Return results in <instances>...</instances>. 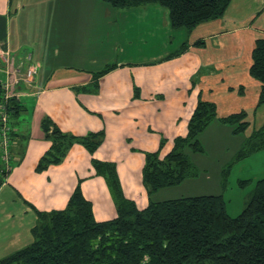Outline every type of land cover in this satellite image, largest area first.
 I'll use <instances>...</instances> for the list:
<instances>
[{
    "label": "crops",
    "instance_id": "obj_1",
    "mask_svg": "<svg viewBox=\"0 0 264 264\" xmlns=\"http://www.w3.org/2000/svg\"><path fill=\"white\" fill-rule=\"evenodd\" d=\"M68 1L72 3L66 10L78 12L81 0ZM91 1L101 6L100 1ZM11 7H15L17 13L19 8L23 9V1L2 0L0 48L8 53L12 69L24 73L33 66L38 71L34 81L27 85L29 93H23V84L15 100L20 107L15 117L32 118V107L25 105V99H36L34 128L11 118L15 165H11L10 171L3 176L4 183L0 180V260L31 245L33 229L38 223L37 211L45 212V209L54 208V203L68 202L76 187V177L69 174L68 182L57 189L55 198L49 194L50 207L35 195L36 188H41L43 181H47L37 170L45 145L35 152L29 151V147L33 140L35 145L43 142V119H52L71 135L103 129L106 133L118 134L121 139L133 140L146 137L151 129L165 125V117L172 118L176 125V119L181 118L183 112L194 111L200 100L215 103L220 118L246 111L249 122L260 107L262 84L252 78L250 68L255 42L264 39V0H232L223 17L204 22L192 30L173 28L169 11L163 7L149 4L130 8L104 7L111 16L106 22L108 45L116 56L111 58L115 60L108 72L98 79L95 75L101 71L76 72L66 65L49 67L39 63H44V57L36 58L26 43L17 40L16 27L11 22L22 13L13 16ZM132 17L134 21H131ZM81 25L80 21L77 25L65 26L72 37H85ZM99 25L92 23V28H87V35L96 37ZM132 29L135 32L131 36ZM107 35L104 33L101 37ZM61 36L62 40H68L67 33ZM201 41L204 44L200 45ZM0 73L5 75L1 64ZM81 94L89 99H79ZM101 94L109 95L103 109L114 113L105 128L102 123L95 122L98 117L91 113L101 108V100L105 101L99 99ZM80 100L93 108L84 106ZM149 111L154 113L149 115ZM150 117L154 119V125L150 123ZM32 131L35 139L27 141ZM183 132L184 128L174 129L172 137L182 136ZM102 141L115 151L112 138L104 136ZM72 149L75 154L83 152L80 145ZM100 153H103L101 149ZM50 181L48 183L52 185L51 178Z\"/></svg>",
    "mask_w": 264,
    "mask_h": 264
},
{
    "label": "trees",
    "instance_id": "obj_2",
    "mask_svg": "<svg viewBox=\"0 0 264 264\" xmlns=\"http://www.w3.org/2000/svg\"><path fill=\"white\" fill-rule=\"evenodd\" d=\"M103 1L115 8L158 4L169 11L173 28L188 30L223 17L232 2ZM252 61L250 75L262 84L258 102L261 106L264 104V39L255 42ZM108 70L96 74V79ZM15 100L11 118L20 112ZM216 120L234 126L235 133L246 132L251 126L246 111L220 118L215 103L200 100L189 120L187 136L176 137L173 149L164 158L156 153L147 156L142 178L149 193L179 184L192 174L193 168L184 149L187 146L199 149V134ZM41 127L47 137L54 139L52 147L60 153L66 142L69 145L71 142L72 146L78 141L96 148L103 140L101 133L79 140L61 131L50 118L43 119ZM248 140L253 150L264 149V122L260 128H252ZM62 158L43 157L37 170L46 167L43 160L59 164ZM101 168L102 164L98 166ZM112 191L118 200L115 218L96 221L91 203L77 188L66 208L37 211L34 242L1 259L0 264H264V176L256 182L249 203L237 216L227 212L222 195L151 202L139 209L133 201L122 198L116 177Z\"/></svg>",
    "mask_w": 264,
    "mask_h": 264
},
{
    "label": "rangeland",
    "instance_id": "obj_3",
    "mask_svg": "<svg viewBox=\"0 0 264 264\" xmlns=\"http://www.w3.org/2000/svg\"><path fill=\"white\" fill-rule=\"evenodd\" d=\"M22 1L23 9L19 8L17 11L22 15L11 23L16 27L17 40L26 43L27 48L33 54L35 53L36 58L44 57V63L42 61L39 63L49 67L66 65L74 68L76 72L81 70L98 72L111 68L115 60L111 58L116 56L115 51L109 48L110 41L107 38L109 27L106 22L110 21L109 17L111 16L103 10L104 7H112L110 4L98 0L101 3L99 7L91 0H81V6L77 9L78 12H69L66 7L72 1L68 0ZM1 4L2 0H0V7ZM149 5L161 7L158 4ZM11 12L13 16L17 14L15 7H11ZM80 21L82 24L81 31L86 36L72 37L70 30L65 25L68 24L70 27L77 25ZM131 21H134L133 17ZM92 23H98V25L100 23L96 37L87 35V28H92ZM64 32L68 34V40H62L61 35ZM134 32L135 29L130 31L131 36ZM104 33L107 36L101 37ZM178 37L180 36L178 35L176 40ZM0 80H5L4 74L0 73ZM22 90L23 93H29L27 85H24ZM82 97L85 100L89 99L84 94H81L79 99ZM99 99L105 101L101 100L99 102L101 108L95 112L91 111V113L98 117L95 122L102 123L105 128V123L111 122L114 113L111 110L103 109L109 101L108 94H101ZM35 103L36 99H25V105L32 107V118L13 117V120L16 123L22 122L28 127L31 126L33 129L35 125L33 121ZM81 103L84 106H90V109L93 108L91 104L83 103V101ZM187 112H183L184 115L176 119V125L172 118L165 117V125L158 126V129H151L150 134L152 136L148 134L146 137L134 138L133 140L121 139L118 134L106 133L103 129H100L99 132L74 135L79 137V140H85L96 133H101L105 138L107 136L109 139L112 138L115 151L107 146V142L104 144V141L96 148H89L83 143L75 141L72 146L71 142L70 145L67 142L62 144L63 150L60 153L52 147L54 139L47 137L45 132L41 130L43 142L35 145L33 140L29 151L40 150L44 144L45 153L42 154L40 161L43 157L63 158L59 164L43 160L46 167L38 170V173L46 176L47 181H43L41 188H36L35 195L38 196V199L45 201L47 207H50L49 194H53L55 198L57 189L68 182L70 174L75 176L77 180L72 194L79 188L82 196L91 203L96 221L109 220L118 216V200L112 191V181L116 177L122 198L133 201L139 209L146 207L151 202L201 195H222L226 201L227 212L231 216L239 215L249 203L256 182L264 176V149L253 150L248 140L252 128H260L264 122V104L259 107L250 120L251 128L247 129L246 132L235 133L234 126L230 124L219 120L212 122L198 136L199 149H194L193 146H187L184 149V154L193 168L192 174L179 184L166 186L149 193L142 178L147 156L156 153L160 158H164L174 147L175 137H172L174 129L182 130L184 128L181 135L182 137L187 136L188 123L194 111L189 114ZM153 113V111H149V115ZM119 117L120 115L117 116V119L120 122ZM149 119L150 123L154 125V119L151 117ZM59 129L63 131L60 127ZM67 134L71 135V133ZM30 139H35L33 131L32 134L28 135L27 141ZM75 145L82 147L83 152L81 154H75L72 149ZM100 149L104 154L100 153ZM101 164L102 168L98 169ZM13 165H15V161L12 162ZM50 178L52 185L48 183ZM0 180H3V177H0ZM54 198L51 197V200ZM36 203L38 204L37 199ZM67 204V201H63V204L54 203L52 205L54 208L45 209V212L62 210L66 208Z\"/></svg>",
    "mask_w": 264,
    "mask_h": 264
},
{
    "label": "built area",
    "instance_id": "obj_4",
    "mask_svg": "<svg viewBox=\"0 0 264 264\" xmlns=\"http://www.w3.org/2000/svg\"><path fill=\"white\" fill-rule=\"evenodd\" d=\"M0 64L5 80L0 81V177L6 176L11 169L13 157V127L11 108L13 99L19 95L21 85H30L37 74V68L30 66L24 73L12 69L8 53L0 48ZM4 183V180L2 181Z\"/></svg>",
    "mask_w": 264,
    "mask_h": 264
}]
</instances>
